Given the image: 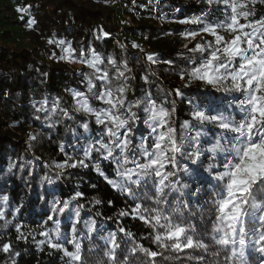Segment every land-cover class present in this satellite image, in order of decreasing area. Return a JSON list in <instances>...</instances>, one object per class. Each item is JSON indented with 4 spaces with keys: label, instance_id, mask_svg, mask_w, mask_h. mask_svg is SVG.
Returning <instances> with one entry per match:
<instances>
[{
    "label": "snow or ice",
    "instance_id": "obj_1",
    "mask_svg": "<svg viewBox=\"0 0 264 264\" xmlns=\"http://www.w3.org/2000/svg\"><path fill=\"white\" fill-rule=\"evenodd\" d=\"M204 3L208 7L200 16L177 21L198 26L182 33L190 42L201 34L212 38L184 45L187 54H181L179 79L183 88L194 82L202 88L196 99L188 100V117L180 122L174 116L175 101L170 106L168 97L183 98L182 88L162 97L144 91L130 98L127 60L101 56L93 48L77 54L65 40L48 39L61 49L54 58L88 70L79 73L86 90L72 91L71 105L45 99L36 108L44 113L48 128L61 118L80 121L67 129L75 141L69 145L72 153L61 143L63 160L50 168L59 179L66 169L91 166L126 203L114 217H104L93 212L102 203L94 199L82 215L83 192L67 198L52 194L50 201L45 193L40 197L42 218L34 229L16 219L23 204L13 208L9 196L0 195L5 235L14 231L17 242L43 237L36 241L40 250L60 253L61 264H158L157 257L176 264H264V12H257L264 0ZM27 23L31 28L36 21ZM146 59L157 62L155 54H146ZM142 79L149 83L148 75ZM28 138L36 141L37 134ZM103 162L111 174L101 167ZM16 167L9 163L8 170ZM19 168L24 171L23 164ZM44 183L54 181L45 175ZM126 217L142 222L147 234L137 237L122 226ZM97 218L118 226L108 231ZM0 252L20 256L11 238L0 243ZM12 264H17L15 259Z\"/></svg>",
    "mask_w": 264,
    "mask_h": 264
},
{
    "label": "trees",
    "instance_id": "obj_2",
    "mask_svg": "<svg viewBox=\"0 0 264 264\" xmlns=\"http://www.w3.org/2000/svg\"><path fill=\"white\" fill-rule=\"evenodd\" d=\"M25 7L28 12L17 11ZM207 7L204 0H0V195H8L13 208L23 204L17 220L22 219L35 229L42 218L44 202L40 197L45 193H48L46 198L50 201L52 194L57 198H67L74 191L83 192L80 200L85 206L82 215L88 213L94 199L102 203L96 205L93 212L99 211L104 217H114L126 203L123 195L91 166L66 169L59 179L55 170L50 168L63 160L59 150L61 143L72 153L69 145H74L75 141L67 129L80 121L61 118L56 127L48 128L44 113H38L36 108L45 99L49 104L59 99L61 106L71 105L70 93L86 90L79 73L88 70L80 63L71 66L54 58L52 54L56 53L58 57L61 49L49 45L48 39L65 40L77 50V54L80 49L87 52L93 48L101 56L127 60L132 77L129 81L130 98L144 91L162 97L164 92L182 88L186 94L183 98L168 97L170 106L171 101H175L174 116L180 122L188 117V100L196 99L198 90L202 88L196 82L183 88L184 81L179 79L177 73L184 67L180 63L181 54H187L184 45L193 47L212 38L201 34L190 42L182 33L198 26L177 21L200 16ZM257 12H264V5H257ZM32 19L36 24L30 28L27 22ZM101 30L109 35L103 37ZM133 43L140 48H133ZM149 53L160 56L156 63L147 61L146 54ZM168 60L175 63H164ZM145 75L149 76L147 84L142 79ZM37 116L40 119H36ZM29 133L37 134V140L30 141ZM9 163H17L18 167L9 171ZM20 164L24 165V171L20 170ZM101 167L111 174L112 169L107 162H103ZM45 175L54 183L42 185ZM108 201H112V205ZM97 219L108 231L118 226L111 220ZM121 223L137 237L147 234L148 229L140 221L126 217ZM6 231L4 222L0 221V243L11 238L20 256L9 258L0 252V264H12V259L17 264H61L60 253L49 255L52 250L46 247L40 250L42 246L36 241L43 237L37 235L36 241L29 237L27 241L17 242L14 231L10 236L4 234ZM143 242L150 246L148 241ZM92 259L89 257L90 261ZM157 262L176 264L175 261L165 262L160 257H157Z\"/></svg>",
    "mask_w": 264,
    "mask_h": 264
},
{
    "label": "rangeland",
    "instance_id": "obj_3",
    "mask_svg": "<svg viewBox=\"0 0 264 264\" xmlns=\"http://www.w3.org/2000/svg\"><path fill=\"white\" fill-rule=\"evenodd\" d=\"M149 54H152V53H149ZM59 55H61V51H60V54ZM155 55L157 56V59L160 58V56L158 54H155ZM66 63H68L71 66H77L78 65V63H69V62H66Z\"/></svg>",
    "mask_w": 264,
    "mask_h": 264
}]
</instances>
